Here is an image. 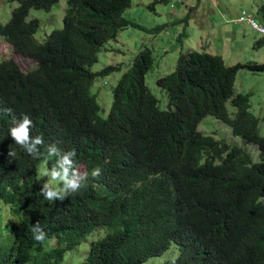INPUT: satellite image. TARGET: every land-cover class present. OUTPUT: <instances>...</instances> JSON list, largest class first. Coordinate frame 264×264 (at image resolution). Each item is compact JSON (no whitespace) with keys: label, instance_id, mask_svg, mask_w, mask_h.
Returning <instances> with one entry per match:
<instances>
[{"label":"trees","instance_id":"trees-1","mask_svg":"<svg viewBox=\"0 0 264 264\" xmlns=\"http://www.w3.org/2000/svg\"><path fill=\"white\" fill-rule=\"evenodd\" d=\"M55 1L17 0L0 22L14 49L37 60L28 70L13 58L0 60V198L15 217L0 240V264H60L66 250L100 226L104 233L90 239L77 264H140L172 242L175 256L149 264H264V135L249 94L234 93L238 68L264 70V60L226 64L217 53L181 51L174 69L156 79L168 96L161 108L145 81L153 56L144 46L112 87L102 118L91 84L96 73L121 66L97 72L89 66L105 41L136 24L122 14L131 0H67L62 26L37 41L40 20L29 10ZM155 1L167 0L150 6ZM206 114L256 144L260 159L197 129ZM24 115L33 121L30 136L43 139L36 156L10 134ZM51 145L56 156L47 153ZM72 150L68 173L82 161V186L63 200L46 199L36 183L38 163L46 158L49 168L63 171L62 158ZM96 168L100 175L93 177ZM37 222L46 233L42 242L31 230Z\"/></svg>","mask_w":264,"mask_h":264},{"label":"rangeland","instance_id":"rangeland-1","mask_svg":"<svg viewBox=\"0 0 264 264\" xmlns=\"http://www.w3.org/2000/svg\"><path fill=\"white\" fill-rule=\"evenodd\" d=\"M152 2L153 0H131L122 14L136 24L120 28L116 37L105 41L97 51V60L91 65L92 70H99L107 64L118 63L121 66L118 70L94 77L90 90L96 95L100 105L99 116L107 115L112 101L113 85L130 66L134 54L144 46L152 50L153 56V64L146 72L145 80L161 108H167L168 96L166 90L156 83V79L174 69L181 51L193 48L217 53L227 64L264 60V35L246 20L236 19L244 11L264 25V0H167L155 1L153 7L150 6ZM16 4L17 0H0V22L9 18ZM67 6V0H57L48 9L30 8L28 17L36 16L40 20L39 27L34 32L36 40H44L51 29L62 26ZM158 25L161 28L157 30L155 26ZM10 56L26 70L36 64L33 57L14 51L12 45L0 34V59ZM236 92L249 94V109L258 117V130L264 135V70H254L247 66L238 68L234 79V93ZM225 106L229 115L234 116L236 107L229 98L226 99ZM197 129L210 133L229 145L241 147L249 154L251 161L260 159L256 144L245 142L240 135L232 133L226 122L211 114H206L199 120ZM84 170V163L79 162L68 176L73 178L75 175L79 178ZM45 171H51L46 165V158L37 165V184L44 185L50 180L49 176L42 174ZM59 186L62 187V183ZM11 218L15 217L10 213L9 204L0 198V240L10 235L8 221ZM100 227L94 228L76 246L66 250L60 264H77L83 260L90 239L104 233L106 227ZM54 241L51 239L48 244L47 240L45 248ZM178 250V246L172 242L167 250L148 257L140 264L161 262L175 256Z\"/></svg>","mask_w":264,"mask_h":264},{"label":"clouds","instance_id":"clouds-1","mask_svg":"<svg viewBox=\"0 0 264 264\" xmlns=\"http://www.w3.org/2000/svg\"><path fill=\"white\" fill-rule=\"evenodd\" d=\"M18 3V2H17ZM172 5V4H171ZM222 14H224V12H222ZM240 15H244L245 17L246 16H250L253 20V16L251 14H245L244 11H242ZM185 16H188L187 14ZM239 16L236 18L237 20H246L245 18L244 19H239ZM33 17V16H32ZM247 21V20H246ZM256 21V20H255ZM248 22V21H247ZM257 22V21H256ZM258 23V22H257ZM258 24H261V23H258ZM262 26H264L263 24H261ZM252 26V25H251ZM253 27V26H252ZM255 28V27H254ZM257 29V28H256ZM258 30V29H257ZM259 32H261L260 30H258ZM263 35H264V32H261ZM1 34V33H0ZM3 35V34H2ZM4 36V35H3ZM116 37V36H115ZM114 37V38H115ZM5 38V36H4ZM6 39V38H5ZM7 40V39H6ZM8 41V40H7ZM38 41V40H37ZM11 45L12 43L10 41H8ZM13 47V45H12ZM101 48V47H100ZM193 49V48H191ZM13 50L16 51V52H19V53H22L24 55H28V54H25L23 52H20V51H17L14 49L13 47ZM198 50V49H197ZM204 51V50H203ZM208 52V51H207ZM212 53V52H211ZM30 56V55H28ZM32 57V56H31ZM4 58H13V57H4ZM4 58H1V59H4ZM34 58V57H33ZM0 59V60H1ZM14 59V58H13ZM35 59V58H34ZM15 60V59H14ZM16 61V60H15ZM36 61V64L37 65V60L35 59ZM96 61V60H95ZM94 61V62H95ZM224 61V60H223ZM93 62V63H94ZM16 63L20 66V64L16 61ZM92 63V64H93ZM91 64V65H92ZM227 64V63H226ZM91 65L89 66L90 70L91 69ZM106 66V65H105ZM21 67V66H20ZM35 67V66H34ZM103 68V67H102ZM101 68V69H102ZM21 69H23L21 67ZM32 69V68H30ZM99 69V70H101ZM23 70H26V69H23ZM28 70V69H27ZM99 70H92L94 72H97ZM113 71V70H112ZM111 72V71H110ZM109 73V72H108ZM108 73H105V74H108ZM97 74H102V73H96ZM95 75V76H96ZM94 76V77H95ZM120 77V76H119ZM94 80V79H93ZM146 81V80H145ZM116 83V82H115ZM114 86V85H113ZM93 93V92H92ZM112 98H113V94H112ZM112 102V101H111ZM99 108H100V105H99ZM99 110V109H98ZM108 114V113H107ZM99 116V115H98ZM107 116V115H106ZM105 116V117H106ZM101 117V116H99ZM104 118V117H102ZM217 118V117H216ZM219 119V118H218ZM228 124V123H227ZM229 125V124H228ZM33 126V121L27 116V115H24L23 116V120L22 122H17L16 125L14 127L11 128L10 130V134H11V137L12 139L19 145H21L29 154H32L34 156L38 155L39 154V148L37 147L38 145H42L43 144V139L42 137L40 136H37L35 138H32L30 136V129L31 127ZM232 131V130H231ZM47 153L49 156H56L58 153H57V149L55 147V145H51L48 147L47 149ZM75 155V150H72L70 151L68 154L64 155L63 158H62V162L60 164V167L63 169V171H57L56 170V166L53 165L52 168H48L51 169V171H45L43 172L42 174L43 175H46V176H49L50 177V180L47 181L44 185H43V188H41V194L45 196L46 199H49V200H53V199H60V200H63L65 198V196H67L69 194V192H75L76 190H78L82 184H81V181L84 179V177H75V175L73 176V178H69L68 175H70L71 173H68V167L67 166H70L72 164V161L69 159V156H73ZM82 162V161H80ZM47 165V163H46ZM77 166V165H76ZM84 167H85V164H84ZM76 168V167H75ZM74 168V169H75ZM74 171V170H73ZM85 171V170H84ZM100 169L99 168H96L95 170H93L92 172V176L95 177V176H98L100 175ZM53 182H57V183H53ZM62 183V187L59 186V184ZM42 185V184H41ZM32 232L34 234V239L36 241H40L42 242L44 239H45V236H46V233L43 231V229L40 227L39 223L37 222L35 226L32 227Z\"/></svg>","mask_w":264,"mask_h":264},{"label":"built area","instance_id":"built-area-1","mask_svg":"<svg viewBox=\"0 0 264 264\" xmlns=\"http://www.w3.org/2000/svg\"><path fill=\"white\" fill-rule=\"evenodd\" d=\"M246 19L253 27L257 28L258 30H260L261 32H264V26H262L261 24H258L255 20H253L250 16H244V15H240L239 19Z\"/></svg>","mask_w":264,"mask_h":264}]
</instances>
